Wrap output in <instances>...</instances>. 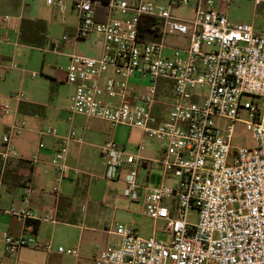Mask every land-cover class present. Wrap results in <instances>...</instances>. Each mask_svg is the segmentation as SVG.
I'll list each match as a JSON object with an SVG mask.
<instances>
[{
	"label": "built area",
	"instance_id": "built-area-1",
	"mask_svg": "<svg viewBox=\"0 0 264 264\" xmlns=\"http://www.w3.org/2000/svg\"><path fill=\"white\" fill-rule=\"evenodd\" d=\"M67 1L77 13L74 37L96 34L102 42L99 56L71 53L67 66H61L75 86L69 120L76 115L99 118L112 126L138 127L159 140L162 151L157 158L130 153L114 140L106 141L100 152L104 177L122 182L123 194L131 201L138 202L143 194V213L163 221L171 233L169 241L156 232L143 236L134 225L115 223L109 231L118 240L96 252L94 263L264 264V28L232 21L217 6L231 0H169L168 5L159 0H46L62 14L63 22ZM179 5L192 8L193 16L175 14L173 8ZM11 18L0 16V29ZM172 34L187 36V46L168 45L165 39ZM69 37L65 33L49 38L50 50L63 53ZM0 42L10 43L11 36L0 31ZM19 67L14 59L0 60L6 71ZM145 79L148 85L142 84ZM246 95L252 99H244ZM15 96L21 100L24 92ZM162 107H169L167 118L155 111ZM242 109L247 118H242ZM10 112L8 106H0L1 115ZM238 122L252 133L255 144H233ZM26 125L23 118L9 124L1 139L4 161L20 156L12 138ZM41 133L59 135L54 127ZM72 140L83 141L75 128L60 136L51 160L55 195L71 169L66 159ZM144 149L143 141L138 151ZM154 166L163 173V181L140 182V170ZM171 178L175 182L167 181ZM33 190L27 182L25 202L30 203ZM192 209L198 211L196 222L189 220ZM7 212L36 217L28 207ZM1 238L9 257L18 256L24 247L53 249L50 239H39L32 229L4 232ZM57 250L79 254L77 247L59 245ZM0 264L10 263L0 259Z\"/></svg>",
	"mask_w": 264,
	"mask_h": 264
},
{
	"label": "crops",
	"instance_id": "crops-1",
	"mask_svg": "<svg viewBox=\"0 0 264 264\" xmlns=\"http://www.w3.org/2000/svg\"><path fill=\"white\" fill-rule=\"evenodd\" d=\"M231 2L229 4L220 3L224 7L222 10L226 12L228 17L229 12L227 9ZM23 18L38 19L40 17L32 12L25 14L24 8L18 14H14L10 22L4 24L1 28L3 34L11 36V42L7 44L18 45ZM251 23L256 29L264 28V26L256 27L253 22ZM49 38L47 41L48 51H51ZM62 49L63 53H59V55L66 56L69 62V54L71 53L99 56L102 52V42L101 38L96 34L85 39H76L74 35H70L69 39L63 43ZM54 80L57 83L56 97L54 98H52V92H54L52 86L50 89L51 96L45 89L42 91H31L29 89L27 92L22 90L24 98L21 100L16 98L17 92H13L12 98L14 99H10L0 89V101H13L11 112L4 115L0 114V152L5 149L1 140L2 136L13 119L22 117L28 120L26 128L19 135L20 137L14 135L12 138L14 147L17 151L19 150L18 153H21H19L20 156L10 157L7 161H4L0 154V259L10 264H95L94 256L96 252L101 250L98 246L99 234L97 233L109 232L110 234H115L105 228L106 220L103 217L105 194L103 193V199L100 200L98 198L101 187L97 178L100 177L107 180L104 177L105 165L100 148L106 141V131L103 122L109 123L106 120L85 115H76L73 121L69 120V113L65 115L63 113V111L69 112L68 105L65 107L59 105L62 100L61 90L63 86H66L65 91L68 90L70 95L68 102L70 101L71 103L75 86L68 82L66 78L60 80L56 78ZM58 83H62V85L60 86ZM135 85L133 82V87H136ZM48 124L54 125L53 127L59 133L58 136L41 133L43 131L41 130L43 129L42 127ZM72 128L78 131L83 137V141L72 140L70 142L66 161L71 169L61 181L60 193L55 195L52 193V189L56 185V170L51 160L59 147L60 136L68 134ZM161 151L159 142V145L153 147L152 150H148L145 147L143 151H138V153L147 158H157L161 155ZM34 157H36V160H32ZM98 157L101 158L103 165V174L101 176L94 173L92 168L97 166ZM74 169H78L80 172L76 173ZM142 169H145L146 173L142 178L139 173L140 182L148 183L156 175L161 176V182L163 181V173L159 167L154 166ZM29 181L32 183L34 190L30 203H27L24 201L23 195L24 187ZM167 181L173 183L175 179L171 178ZM117 183L123 184L122 182ZM140 199H142V196ZM14 207L32 209L36 217L30 220H38L39 226L34 229V225L28 224L27 219L7 212ZM50 216H53V219ZM45 224H50L48 227L52 228V237L55 233L62 232V235H65L67 239L65 244L59 243L54 238L45 237L43 234ZM30 229L33 230L39 239H50L53 243V249L45 251L24 247L18 256L9 257L4 250V243L1 238L2 233L21 234ZM75 229H79L77 237L75 236ZM86 230L91 232L90 237L86 235ZM110 241L107 242V245ZM59 245L77 247L79 254L71 255L59 252L57 250Z\"/></svg>",
	"mask_w": 264,
	"mask_h": 264
},
{
	"label": "rangeland",
	"instance_id": "rangeland-1",
	"mask_svg": "<svg viewBox=\"0 0 264 264\" xmlns=\"http://www.w3.org/2000/svg\"><path fill=\"white\" fill-rule=\"evenodd\" d=\"M160 5H168L169 0H159ZM68 11L66 13V22L62 20V14L55 8L49 6L46 0H0V16L9 14L13 16L18 14V12L24 8L25 14L32 12L36 16L44 19L47 23V35L51 37H62L65 33L69 35L75 34V24L77 22V13L73 11L70 1H67ZM217 6L222 10L223 5L217 2ZM229 12V17L232 21L236 22H253L256 27L264 26V0L261 4H256V0H233L227 9ZM173 12L181 17L189 18L193 16V9L184 6H174ZM1 32L3 30L1 29ZM165 42L171 46H187L189 39L187 36L180 34L168 35ZM16 61L19 64L20 69H8L7 71L0 68V74L4 76L0 80V89L8 95L10 99L12 98L13 92H19L23 90H38L42 91L45 89L48 94L50 89L52 92V98L56 97V81L54 79L66 78L65 69L61 66L66 67L68 64V58L63 55H59L52 51H48V42H46L42 47H36L22 42H18L15 46L7 43H0V60L3 63H9L11 60ZM24 71V72H23ZM35 72V76L31 73ZM107 75V74H106ZM146 83L148 85L149 80L145 79L142 84ZM60 86L62 83H58ZM66 87V86H65ZM65 87H62L61 97L62 100L59 105L69 107L68 102L70 95L68 90L65 91ZM28 94V93H27ZM51 96V93H50ZM244 99L251 100L252 96L246 95ZM0 106H8L13 109V101L4 100L0 101ZM159 113V117L167 118L169 114V107H162L155 110ZM64 115L68 114L63 111ZM242 118H247L248 114L245 109L241 110ZM22 118V117H21ZM25 119V118H23ZM28 123V120L25 119ZM104 123L106 131V141L114 140L120 143L126 150L130 153H138L140 144H145L146 149L152 150L153 147L159 145V141L155 138L146 137L143 131L135 126L119 125L112 126L111 124ZM27 126V125H26ZM54 125H45L42 127L45 130ZM22 134V131L18 135ZM47 138V137H46ZM105 141V142H106ZM233 144L236 146H249L255 144V140L252 133L248 131L242 122H238L236 125V130L233 138ZM19 151V150H18ZM20 153V152H19ZM21 154V153H20ZM84 168V167H83ZM93 172L101 176L103 174V165L101 158L98 157V164L96 167H92ZM146 170H140L141 178L145 175ZM100 181V192L98 198L103 199L105 194V203L103 206V217L106 220L107 230L114 229L115 223H122L124 225H134L138 228L139 232L143 236H150L156 234L158 238L165 240H171V233L165 231V224L163 221L155 222L153 219L146 216L143 211L145 209L144 196L138 202L131 201L127 198L124 192V185L117 183L115 181L104 180L102 178H97ZM161 182V176L156 175L153 180H150V184H158ZM169 182V181H168ZM171 183V182H169ZM99 189V188H98ZM97 189V190H98ZM104 193V194H103ZM141 198V197H140ZM198 219L197 209H192L189 213V220L196 222ZM50 224H45L43 229V234L45 237L50 239H55L59 243L65 244L66 236L62 235V232H57L52 237V228L48 227ZM89 237L91 232L86 230ZM79 234V229H75V236ZM98 236V246L102 250L107 245L109 240L115 242L118 240L117 235L110 234L109 232L97 233ZM65 246V245H64Z\"/></svg>",
	"mask_w": 264,
	"mask_h": 264
},
{
	"label": "trees",
	"instance_id": "trees-1",
	"mask_svg": "<svg viewBox=\"0 0 264 264\" xmlns=\"http://www.w3.org/2000/svg\"><path fill=\"white\" fill-rule=\"evenodd\" d=\"M47 23L43 19L23 18L21 23L20 41L24 44L42 47L48 41ZM28 224L39 226L38 220L27 219Z\"/></svg>",
	"mask_w": 264,
	"mask_h": 264
}]
</instances>
